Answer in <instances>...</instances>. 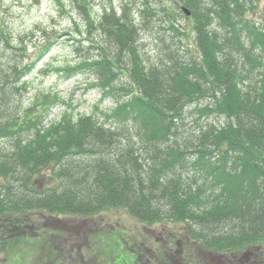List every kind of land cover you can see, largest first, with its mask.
Listing matches in <instances>:
<instances>
[{"label": "trees", "instance_id": "obj_1", "mask_svg": "<svg viewBox=\"0 0 264 264\" xmlns=\"http://www.w3.org/2000/svg\"><path fill=\"white\" fill-rule=\"evenodd\" d=\"M46 1L73 23L65 42L66 34L42 27L12 42L0 25V221L115 208L148 225L184 224L216 252L264 245V66L255 55L264 32L248 20L264 0H121L119 10L103 6L100 17L88 0ZM38 31L31 55L28 41ZM143 38L153 55L142 53ZM71 41L77 59L64 77H87L114 106L64 113L45 127L51 104L25 109L24 80ZM254 70L257 81L245 84ZM219 115L237 127L198 125ZM44 170L52 185L39 191L31 180ZM211 176L218 195L205 207Z\"/></svg>", "mask_w": 264, "mask_h": 264}, {"label": "rangeland", "instance_id": "obj_2", "mask_svg": "<svg viewBox=\"0 0 264 264\" xmlns=\"http://www.w3.org/2000/svg\"><path fill=\"white\" fill-rule=\"evenodd\" d=\"M90 2V8H91V14L93 17H100L103 6L112 5L115 8H118L121 0H88ZM258 8L256 10L255 15H250L248 17V20L251 23H254L256 27L264 32V1L258 4ZM159 16H162V13H159ZM160 17V18H162ZM178 19L180 20V24H186V17L185 16H179ZM0 25L2 26L3 32L8 36L9 39L15 41L19 37H23V35H29L31 30L37 31V27L39 28H45V29H53L56 32H58L59 35L66 34L67 36H64L62 39L63 42L66 41V39L71 38L68 34L74 33V27L73 23L70 20L69 17H61L57 16L54 8L46 1V0H0ZM156 26V24L154 25ZM150 32H154L157 36V38L160 37V34L156 33L155 27L149 28ZM37 36H36V35ZM36 36L33 38V40L28 41V49L29 52H32L33 47H39L40 45V31L38 33H33V36ZM193 34L189 33L187 41L189 42V46L193 43ZM169 42V38H168ZM141 43H148L152 44L150 41L143 38ZM175 43V41H174ZM73 44L72 41L69 43H66L65 45ZM147 44V45H148ZM192 54H194L193 50L188 47ZM142 49V48H141ZM186 49L185 47H181V50ZM154 50H148L144 48L142 53L148 57V55H153ZM109 52V51H108ZM254 52H251L253 55ZM258 54V58L261 57L263 66H264V50H262V53H260L259 48L255 51V55ZM242 56V55H241ZM76 56L71 53V50L63 49L62 47L59 49H55L51 52V54L48 55V57L43 61V68L38 69L37 72H35L32 76L28 78V80L25 82L27 87V93L25 94L23 100H22V106L25 107V109H30V107L33 106V104H37L36 106L37 110H39L40 106L43 103L51 104V108L49 109V113L46 114L43 124L45 127H48L52 123H57L61 120V117L64 113L72 112L75 117L78 116H86L91 113L94 106L98 103H100V111L101 110H108L112 108V103L109 101V99H103L102 94L93 87H90V83L92 81L88 80V78L84 77H70L65 78L64 75H66L63 71L65 67L69 63L70 65L76 63ZM42 71L41 73H39ZM63 74V75H62ZM255 76V70L253 71V76L249 78L247 83L249 84L253 82ZM257 81V80H256ZM256 81H254L252 84H254ZM103 99L104 101H101ZM203 104H206V101H203ZM97 112V111H96ZM97 114V113H96ZM99 114V113H98ZM187 121L185 122L189 128L188 134L194 135L192 131H190L191 124H194L196 119L193 118V116H188ZM226 118L224 116H208L203 117L202 121H200V125L203 127H207V123L212 122H218L221 124L220 126H224L225 123H227V126L229 125V121H226ZM236 120V119H235ZM245 122V119L243 120ZM246 123V122H245ZM241 122V126H242ZM196 126L195 124L193 125ZM244 126V125H243ZM244 127H249L248 123L245 124ZM221 151H224L222 149ZM233 152L236 154V152L233 150ZM229 165V164H227ZM236 168L239 167V163L237 162L235 164ZM233 168L232 165L229 166V169ZM192 173V172H191ZM46 181H48V186L52 185L51 179L49 177L48 170H44L39 176L33 179V183H35V186H39V189H46ZM46 186V188H44ZM218 185L216 184L214 180V176L210 177V182L206 185H204V192L201 193V202L202 204H205V207H209L208 205L210 202H213L215 200V196H217L216 193V187ZM214 206V205H213ZM200 210L202 212H206V210L202 209L200 206ZM121 211V212H119ZM54 219H60L62 223L64 221H70L71 218L65 217V216H54ZM43 220V219H41ZM89 220H92L91 224L94 226H89L88 229H93L96 227L98 230L95 232V234H98V237H95L93 234H79L81 241H79L80 244H85L90 247L93 241L98 242V244L101 247V251H103V254L96 255L94 251H92L89 248V253L91 257H104L103 260H98L101 264H113L116 257V250L119 246V243L126 247L128 250H132L131 246L129 245V240L133 242H146L145 246H148V249L150 248L156 249L157 247L154 245V239L153 237L157 236L159 238H165L166 235L170 236L173 235H181L183 232H190L188 229L185 231L184 224H172V223H161V224H155L151 227H147V232H143L140 230V227L142 225L136 223L134 220L131 219L127 213H125L123 210H115V209H107L103 212H101L100 216L94 215L92 218H89ZM104 222V223H103ZM100 224L101 227L98 225ZM117 227V230L115 231V234H117L118 238L117 240H112V228ZM20 234V233H19ZM4 235L5 240H12L16 239L15 234H11L9 231L0 232V236ZM28 239H35V237H30L25 235ZM120 236V237H119ZM49 236H44L43 239L46 241L48 240ZM57 245L64 246L66 243L72 241L74 242L73 237L66 236L62 233H59L57 236ZM123 238V239H122ZM87 239V242H86ZM29 240V241H32ZM43 240L44 242H46ZM167 240V239H166ZM119 242V243H118ZM180 243L173 244V253L168 255V258L166 261H164L165 264H196L194 260H196L197 254H201L204 248L202 245L196 241V244L192 241H187L186 245H179ZM14 249L16 251H19L23 253L24 255H27V253L23 252L21 250V244L18 241H15L13 243ZM254 247H258V245H253ZM251 246L250 248L243 249L239 252L238 255H242L246 250H250L253 248ZM126 252L128 253V251ZM225 251V252H224ZM223 254H227V249L224 250ZM232 251L235 253L236 251L229 250L228 252ZM181 252V253H180ZM84 253V252H83ZM86 253V252H85ZM170 253V251H168ZM86 255H89L86 253ZM180 258H179V257ZM3 259H6L4 255H0V262H5ZM40 262L43 264H46L47 262L44 260V258L41 256ZM153 256L148 254L146 257H137V264H153ZM227 259H230L229 254L227 255ZM9 263V261H7ZM88 261L83 262L82 264H87Z\"/></svg>", "mask_w": 264, "mask_h": 264}, {"label": "flooded vegetation", "instance_id": "obj_3", "mask_svg": "<svg viewBox=\"0 0 264 264\" xmlns=\"http://www.w3.org/2000/svg\"><path fill=\"white\" fill-rule=\"evenodd\" d=\"M44 226L47 227L48 233L51 231V235L53 237L57 236L59 233H62L64 237L70 236L73 237V239L81 241L79 238V235H76L74 232L76 231L77 226H81V234H93L97 232V228L88 229L89 226H94V224H86V222H80L79 223H69V222H55V223H47ZM49 227V228H48ZM50 229V230H49ZM141 230L143 232H147V228L142 227ZM155 241L156 249H148V246L146 245V242H133V247L131 250V260L129 264H137V257H146L150 253H159L160 257H156L155 261H157V264H165L164 261L167 260L168 255L173 253V244L175 243L174 237H168L167 240H163L157 236L153 237ZM87 242V239H86ZM198 243L200 245L201 241L198 240ZM196 244V242H194ZM65 247H68L66 249L67 256L64 253L61 254H55L52 253L53 250L49 249L47 254L42 255L44 260L47 259V264H76L80 261H85L83 258H81L82 255H77L76 252L80 251L81 244L76 245L74 247L71 244V241L66 243L64 245ZM204 250L199 255L197 254L196 264H264V247H253L250 250H246L242 255H238L239 253H233L232 251L227 252V254H223L224 252H216L210 249H207L204 245H202ZM170 251V253H168ZM181 253V252H180ZM229 254L230 259H227V255ZM40 253H37L35 255V262L34 264H43L40 262ZM88 257V256H87ZM22 258V257H20ZM20 261H23L22 259H19ZM87 264H101L98 262V260H92L88 259ZM191 264V262H189ZM5 264L6 261H5Z\"/></svg>", "mask_w": 264, "mask_h": 264}, {"label": "bare ground", "instance_id": "obj_4", "mask_svg": "<svg viewBox=\"0 0 264 264\" xmlns=\"http://www.w3.org/2000/svg\"><path fill=\"white\" fill-rule=\"evenodd\" d=\"M140 45L145 46L144 43H141V42H140ZM145 48L148 50H154L155 46L153 44H148L145 46Z\"/></svg>", "mask_w": 264, "mask_h": 264}]
</instances>
